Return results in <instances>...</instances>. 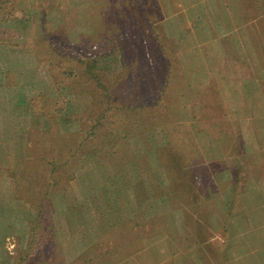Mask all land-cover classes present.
Returning a JSON list of instances; mask_svg holds the SVG:
<instances>
[{
  "label": "crops",
  "instance_id": "crops-1",
  "mask_svg": "<svg viewBox=\"0 0 264 264\" xmlns=\"http://www.w3.org/2000/svg\"><path fill=\"white\" fill-rule=\"evenodd\" d=\"M48 4L87 41L115 39L122 85L162 116L163 227L142 263L264 264V0Z\"/></svg>",
  "mask_w": 264,
  "mask_h": 264
},
{
  "label": "rangeland",
  "instance_id": "rangeland-1",
  "mask_svg": "<svg viewBox=\"0 0 264 264\" xmlns=\"http://www.w3.org/2000/svg\"><path fill=\"white\" fill-rule=\"evenodd\" d=\"M8 1V6L11 2L14 5L15 18L0 19V264H143L146 241L156 228L153 240L157 239L163 227L158 218L152 220L153 212L158 214L163 208L158 202L164 193V143L156 134L161 114L139 110L136 125L144 131H132L136 126L130 127L133 122L129 116L130 125L123 131L129 142L122 145L130 156L115 154L109 169L93 156H79L86 153L85 149L73 158L82 138L90 139L95 125L91 95L79 93L76 86L72 90L58 86L55 91V77L43 62L34 59L33 48L42 46L46 36L61 43L66 51L72 46H100L107 39L100 44L92 40L95 44L70 27L69 21L58 25V16H67L70 11L65 7L53 12L49 0ZM113 44L115 39L106 46ZM119 63L117 55L99 61L97 67L116 78L128 75L129 67L122 69ZM120 86L119 95L137 105L127 87ZM115 95L111 93V98ZM118 105L113 101L106 120L111 121ZM65 138L67 143L62 146ZM71 144L72 156L68 155L63 164L62 160L57 163L61 166L56 176L65 181L60 187L63 194H46L51 176L48 172L57 160L53 147L69 148ZM25 164L30 170L25 175L44 171L39 186L30 188L22 178ZM118 169L121 171L113 178L107 175ZM149 182L153 187L150 191Z\"/></svg>",
  "mask_w": 264,
  "mask_h": 264
},
{
  "label": "trees",
  "instance_id": "trees-1",
  "mask_svg": "<svg viewBox=\"0 0 264 264\" xmlns=\"http://www.w3.org/2000/svg\"><path fill=\"white\" fill-rule=\"evenodd\" d=\"M9 4L10 2L8 0H0V19H4V21H9L15 18L14 5L12 2L10 6H8ZM111 40L112 39H107L106 42L100 46L90 44L88 48L72 46L74 48L69 47L66 51L61 47V43L57 44L56 41L48 39L46 36L42 46H35L33 48L34 59L37 60V62H43L42 64L45 65L49 74L53 78L55 77V91L58 90V86L63 87L66 85L65 88L67 87L68 90L75 89L76 86L79 89V93H89L91 95V104L93 105L94 113H96L94 120L95 125L91 128V137L90 139H87L89 141L82 138L78 152H75V154L73 153V158L78 156L77 153H80L81 149H85L86 153L81 152L79 156H93L99 164L102 166L104 165L108 169L110 168V165H113L115 154L116 157L120 152L127 156L130 154L127 149L125 150V148H123L124 145H122L123 143L127 144L129 142L127 141L128 135L123 132L124 126L126 125V127H128L130 125L131 121L129 116L132 117L133 122L130 127L136 126L132 131L136 128L137 131H144V129H139V124L136 125L140 114L139 110H141V108L138 107V103L136 102L137 105H132L130 103V105L126 102V96H121L118 92V87L120 85L123 86L122 84L127 82L129 76L125 75L122 77L117 75L116 78L113 75H109L106 69L97 67L99 61L109 58L111 59L115 57L116 54H119V47H117V45L113 44L111 47L106 46L111 43ZM55 45H57V47ZM119 61V64L123 67L122 69H125L124 63L121 60ZM75 70H77V73H75ZM111 93H114V95L118 94L120 99L117 98L116 95L114 98H111L113 97L111 96ZM113 101L119 105L114 108V117L112 115L111 118V121H114L111 123L109 119L106 120V115H108L110 109H112L111 106ZM98 107H100L103 112H98ZM134 118H136V120H133ZM106 123L107 126H105ZM51 141L53 140L51 139L50 142ZM65 143H67L66 138L65 140H62V146H65ZM73 148L72 144L69 148L60 147V145H56L55 148L53 147V154L57 156V160L54 164L51 163L52 169H49L48 172L51 176L49 178L50 185H47L46 187V194L47 192L53 194L58 191H61L63 194L64 189L62 188V190L60 187L61 183L65 181L59 175L56 176V174L61 164L66 160L65 158H67L68 155L72 156ZM61 160L64 161L61 163ZM58 162L61 164L57 165ZM122 166L124 169L125 165ZM28 170L29 169L25 164L20 172L22 178L27 182L28 187L34 188L35 186H39V183L42 181L41 175L44 171L41 170V172H37V175L28 173L25 175V172ZM138 170L143 173V169L139 168ZM120 171L121 169H118L115 174L113 172H107V175L110 178H113L114 175L118 174Z\"/></svg>",
  "mask_w": 264,
  "mask_h": 264
}]
</instances>
